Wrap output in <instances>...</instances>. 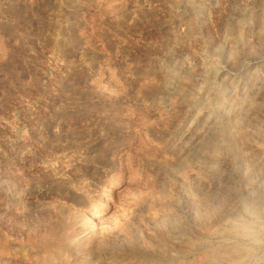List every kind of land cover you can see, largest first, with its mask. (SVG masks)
Listing matches in <instances>:
<instances>
[{
	"label": "rangeland",
	"instance_id": "374dc122",
	"mask_svg": "<svg viewBox=\"0 0 264 264\" xmlns=\"http://www.w3.org/2000/svg\"><path fill=\"white\" fill-rule=\"evenodd\" d=\"M259 195L264 0H0V264H264Z\"/></svg>",
	"mask_w": 264,
	"mask_h": 264
},
{
	"label": "bare ground",
	"instance_id": "6f19581e",
	"mask_svg": "<svg viewBox=\"0 0 264 264\" xmlns=\"http://www.w3.org/2000/svg\"><path fill=\"white\" fill-rule=\"evenodd\" d=\"M222 117H225V115L223 114ZM215 120H216V119H213V121H211V122L209 123V127H214V128H217V127H218V124H217V122H216ZM201 136H202V134H198V135L196 136V140H197V141H200V137H201ZM256 198H258L257 201H260L261 204L264 203V195H259V196L256 197ZM263 245H264V243H263ZM32 250H34V249L32 248Z\"/></svg>",
	"mask_w": 264,
	"mask_h": 264
}]
</instances>
